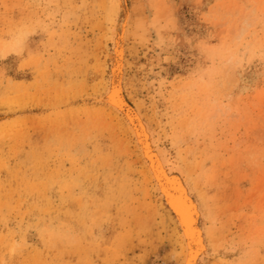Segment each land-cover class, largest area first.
I'll list each match as a JSON object with an SVG mask.
<instances>
[{"label":"rangeland","instance_id":"obj_1","mask_svg":"<svg viewBox=\"0 0 264 264\" xmlns=\"http://www.w3.org/2000/svg\"><path fill=\"white\" fill-rule=\"evenodd\" d=\"M137 115L198 264H264V0H0V264H185Z\"/></svg>","mask_w":264,"mask_h":264},{"label":"bare ground","instance_id":"obj_2","mask_svg":"<svg viewBox=\"0 0 264 264\" xmlns=\"http://www.w3.org/2000/svg\"><path fill=\"white\" fill-rule=\"evenodd\" d=\"M120 68L121 67L119 66L118 70H120ZM120 85L115 86L113 88L110 96H111V99H113L114 104H116L119 108L124 109L126 105L124 104V101L122 100V97H121L122 88H120ZM127 113L129 116L133 118L130 110H128ZM138 116L139 115L136 116L138 118V120L137 119L136 120L139 121L140 123H139V126L136 127V131L140 138V141L138 140L139 145L141 146V149L144 153V157L146 158V160L148 161L150 165V170L154 174V177L156 178V180L158 181L162 189L161 190L162 193L164 195L165 193L167 194L166 195L168 197L167 204L170 207L171 211L175 214L180 224V227L182 229L183 237L187 244L188 254L186 257L185 264H198L200 254L204 250V238H203L204 233L202 234V231L196 225L197 219L199 217L198 208L190 201L189 199L190 195L188 197L185 196L184 192L186 193V189H183L184 186L182 187V184L178 185L179 183H175L176 180H174V177L171 176V173L169 174L168 172H166L165 174V164H164V161L162 160L163 158L159 156L160 154L158 155V152H157L158 156L156 154L154 155V156H157L156 159H151L152 157H154L153 155L152 157H149V155L151 154L149 151L152 148L149 149V145L147 144V139L148 137L150 138V135L148 134L147 127L144 126V124L141 122ZM149 142H151V138ZM151 143L153 144V142ZM149 160L151 161L149 162ZM167 170H170V168L168 169V166H167ZM162 173H164L166 179L168 178L166 180V183H163L164 180L161 181ZM173 193L177 194V196ZM171 203L176 205V209L173 208V205H171ZM200 248H202L201 252H200Z\"/></svg>","mask_w":264,"mask_h":264},{"label":"water","instance_id":"obj_3","mask_svg":"<svg viewBox=\"0 0 264 264\" xmlns=\"http://www.w3.org/2000/svg\"><path fill=\"white\" fill-rule=\"evenodd\" d=\"M174 192V191H173ZM173 194H175V193H173ZM167 194L165 193V196H166ZM176 196H177V194H175ZM166 198H167V202H168V197L166 196ZM171 205H173V208H175L176 209V205L175 204H172L171 203ZM170 208V207H169ZM173 210V209H172ZM174 214V213H173ZM175 215V214H174Z\"/></svg>","mask_w":264,"mask_h":264}]
</instances>
